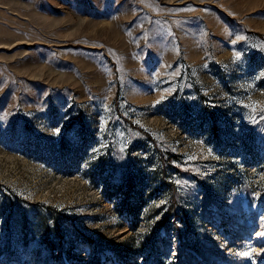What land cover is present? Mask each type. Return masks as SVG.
<instances>
[{
    "label": "rangeland",
    "instance_id": "obj_1",
    "mask_svg": "<svg viewBox=\"0 0 264 264\" xmlns=\"http://www.w3.org/2000/svg\"><path fill=\"white\" fill-rule=\"evenodd\" d=\"M0 264H264V0H0Z\"/></svg>",
    "mask_w": 264,
    "mask_h": 264
},
{
    "label": "snow or ice",
    "instance_id": "obj_2",
    "mask_svg": "<svg viewBox=\"0 0 264 264\" xmlns=\"http://www.w3.org/2000/svg\"><path fill=\"white\" fill-rule=\"evenodd\" d=\"M246 255H247V253H246Z\"/></svg>",
    "mask_w": 264,
    "mask_h": 264
}]
</instances>
